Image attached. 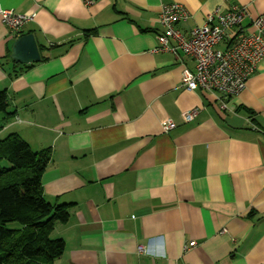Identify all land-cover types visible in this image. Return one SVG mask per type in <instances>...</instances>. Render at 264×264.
Masks as SVG:
<instances>
[{
    "label": "crops",
    "instance_id": "1",
    "mask_svg": "<svg viewBox=\"0 0 264 264\" xmlns=\"http://www.w3.org/2000/svg\"><path fill=\"white\" fill-rule=\"evenodd\" d=\"M173 3L190 15L175 26L185 37L231 5L246 8L247 32L264 19V0H0L33 17L19 30L38 49L28 65L0 22L13 114L0 136L49 151L43 199L67 212L56 264H264V56L236 97L188 91L193 60L156 50Z\"/></svg>",
    "mask_w": 264,
    "mask_h": 264
},
{
    "label": "built area",
    "instance_id": "2",
    "mask_svg": "<svg viewBox=\"0 0 264 264\" xmlns=\"http://www.w3.org/2000/svg\"><path fill=\"white\" fill-rule=\"evenodd\" d=\"M246 17L245 7L231 5L225 12L215 10L185 37L175 26L190 18L186 8L178 3L161 6L157 21L162 32L156 36V50L172 54L180 50L193 60L194 70L183 69L180 78L188 91L200 89L225 98L236 97L264 56V19H253L251 31L247 32L242 27ZM32 18L30 14H15L0 8V22L13 37H18L21 27ZM220 43L225 45L224 49L216 48ZM196 114L195 110L188 111L184 120L189 122ZM174 128L175 123L171 120L162 123L165 133ZM138 251L145 252L142 247Z\"/></svg>",
    "mask_w": 264,
    "mask_h": 264
},
{
    "label": "trees",
    "instance_id": "3",
    "mask_svg": "<svg viewBox=\"0 0 264 264\" xmlns=\"http://www.w3.org/2000/svg\"><path fill=\"white\" fill-rule=\"evenodd\" d=\"M9 105L1 90L0 131L12 118ZM49 159L48 150L33 152L16 133L0 138V264H56L63 254L62 240L51 233L55 223L66 222V208L43 199Z\"/></svg>",
    "mask_w": 264,
    "mask_h": 264
},
{
    "label": "water",
    "instance_id": "4",
    "mask_svg": "<svg viewBox=\"0 0 264 264\" xmlns=\"http://www.w3.org/2000/svg\"><path fill=\"white\" fill-rule=\"evenodd\" d=\"M10 58L18 64L28 65L40 60L36 43L31 34L18 36L14 41Z\"/></svg>",
    "mask_w": 264,
    "mask_h": 264
},
{
    "label": "rangeland",
    "instance_id": "5",
    "mask_svg": "<svg viewBox=\"0 0 264 264\" xmlns=\"http://www.w3.org/2000/svg\"><path fill=\"white\" fill-rule=\"evenodd\" d=\"M0 116H1V114H0ZM8 133H9V132H5V133H3V134L0 136V138H1V137H5ZM11 227H14V226H11Z\"/></svg>",
    "mask_w": 264,
    "mask_h": 264
},
{
    "label": "clouds",
    "instance_id": "6",
    "mask_svg": "<svg viewBox=\"0 0 264 264\" xmlns=\"http://www.w3.org/2000/svg\"><path fill=\"white\" fill-rule=\"evenodd\" d=\"M158 247H159V249H160L161 251H163V249H164V244H161V245H159Z\"/></svg>",
    "mask_w": 264,
    "mask_h": 264
}]
</instances>
